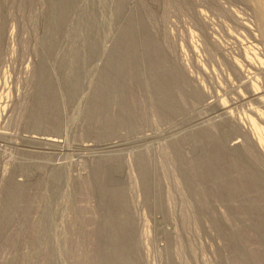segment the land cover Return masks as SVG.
<instances>
[{
    "label": "rangeland",
    "instance_id": "rangeland-1",
    "mask_svg": "<svg viewBox=\"0 0 264 264\" xmlns=\"http://www.w3.org/2000/svg\"><path fill=\"white\" fill-rule=\"evenodd\" d=\"M237 4L0 0V264H264V172L189 131L177 71L190 8L231 31L216 8L248 17L264 67V0ZM30 135L66 147L23 154Z\"/></svg>",
    "mask_w": 264,
    "mask_h": 264
},
{
    "label": "bare ground",
    "instance_id": "bare-ground-1",
    "mask_svg": "<svg viewBox=\"0 0 264 264\" xmlns=\"http://www.w3.org/2000/svg\"><path fill=\"white\" fill-rule=\"evenodd\" d=\"M242 2L243 0H232L233 4H241ZM206 5L208 6V3ZM212 5L217 7L214 4ZM210 6L211 4L209 8ZM214 7L213 11L215 9ZM190 9L191 10L188 9L187 14L192 18L189 19L193 22V24L190 25H193V30L195 29L196 31L195 34H193V31H190V29H188L190 32L187 31L189 35L186 40L189 41L187 43L188 48H186L189 49V54L187 53V56L189 55L190 68L187 66L188 63H184L186 58L183 52L185 53V51H181L182 53L177 51L176 54L179 64L177 71L182 76L180 77L185 84V86L183 85L186 91V96L184 97L187 103H185L188 105V109L197 113L199 112L202 115L192 122L189 131H207L212 135L224 136L226 139L223 137L221 141L219 136H215L220 143L223 141V144L221 143L223 151L228 152V154L230 153V155L234 156L235 160H241L240 162L245 166L246 171L253 176L251 179L258 178L259 180V167L260 171L264 172V140L259 137V131L262 130L260 129L259 123L264 127V113L261 112V110L264 109V67L263 62L259 60L258 53L259 31L257 32L258 35H255V31L258 29L253 31L252 28L254 27L251 26V28V24H248L249 18L247 16L248 19L245 18L236 10L229 7L227 9L216 8L217 11H215L216 13L222 14V16H227V18L231 20L233 24L230 21L228 22L234 25L232 31L222 24L224 21L222 23H217L209 17L210 15L207 16L208 13L205 14L204 11L198 8ZM213 13L211 15H215ZM218 13L217 16L215 15V18L219 16ZM241 13H246L245 9L244 12L242 11ZM262 14L263 15L259 16V18L262 17L261 20L264 21V13L262 12ZM263 25L264 23L261 28H264ZM243 34L250 36L252 41L250 39V42L245 41L246 39L242 40ZM194 36L196 38H194ZM222 37L227 39L229 42L228 45V42H225V45H223L224 42L223 44L220 42ZM194 39L196 40L194 41ZM183 57L185 59H183ZM259 76L263 78V83L261 84H259ZM203 82L204 84L205 82L208 84L209 91H206V88L204 89ZM225 90L227 91L226 94H228L227 99L223 98V96L226 95L224 93ZM186 131L187 130H185V132ZM6 133H0V138L2 140L10 138L8 137L9 134ZM25 137V142L35 146L28 147L38 150H20L21 153L26 155H33L36 157L47 156L50 155V151H63V148L66 147L59 138L53 136L30 135ZM141 139L151 140L152 137L150 135H143ZM122 146L124 145L121 144V141L119 144L118 142H110L100 147L98 145V151L101 155H104ZM82 147L84 150L92 148L90 145H83ZM95 156H98V153ZM83 158L86 160L84 155Z\"/></svg>",
    "mask_w": 264,
    "mask_h": 264
}]
</instances>
